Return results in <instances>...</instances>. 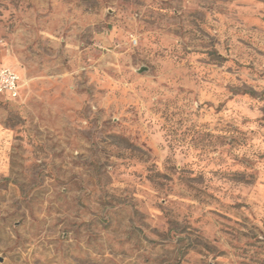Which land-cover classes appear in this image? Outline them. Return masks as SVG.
<instances>
[{"label": "rangeland", "instance_id": "374dc122", "mask_svg": "<svg viewBox=\"0 0 264 264\" xmlns=\"http://www.w3.org/2000/svg\"><path fill=\"white\" fill-rule=\"evenodd\" d=\"M0 264H264V0H0Z\"/></svg>", "mask_w": 264, "mask_h": 264}, {"label": "built area", "instance_id": "2783aa9c", "mask_svg": "<svg viewBox=\"0 0 264 264\" xmlns=\"http://www.w3.org/2000/svg\"><path fill=\"white\" fill-rule=\"evenodd\" d=\"M20 77L9 67L0 68V95L16 98L20 93Z\"/></svg>", "mask_w": 264, "mask_h": 264}]
</instances>
